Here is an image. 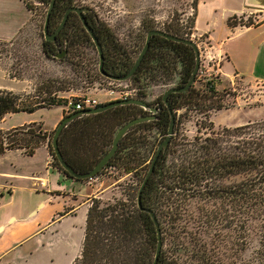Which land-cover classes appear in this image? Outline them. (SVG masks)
<instances>
[{"label": "trees", "instance_id": "obj_1", "mask_svg": "<svg viewBox=\"0 0 264 264\" xmlns=\"http://www.w3.org/2000/svg\"><path fill=\"white\" fill-rule=\"evenodd\" d=\"M36 1L48 9L51 0ZM74 2L55 0L49 19V34L52 28L58 27L64 11ZM194 3L196 7L197 2ZM25 6L30 11V7L27 4ZM235 18L228 19V25L238 24ZM194 19L195 14L189 27L190 33ZM86 21L101 45L104 72L114 76H123L129 72L144 47L147 33L155 30L151 25L143 24L142 34L136 36L132 45H128L116 38L111 29L99 20L86 17ZM239 23L247 27L255 26L252 19L247 23ZM158 30L180 38L190 37V33L182 31L177 25L168 24ZM64 36L68 40L67 55L70 49L83 44L94 47L97 52L76 15L69 16ZM42 52L51 60L67 57L56 59L58 52L46 40L43 41ZM194 66L195 54L191 46L154 35L135 73L128 81L117 83H128L126 88L132 86L136 92V96L131 98L144 100L147 97L146 90L154 85H166L177 78L175 88L183 87L191 77ZM96 77L107 79L100 74L98 67ZM66 90V87L60 85H45L42 92L45 97H41L33 106H23L21 97L0 90V122L7 114L64 107L67 101L62 103L55 97V93ZM162 95L152 103L148 102L155 106V114L135 104L118 105L99 113L79 114L62 129L57 146L63 160L75 172L85 174L110 150L115 134L123 125L138 117H154L133 125L120 139L118 149L109 162L91 178L102 177L107 171L115 170L120 175L138 176L139 183L133 195L126 199L106 202L99 198L90 200L81 250L71 264H152L158 237L148 210L156 216L162 242L156 264H176L179 257L169 255L167 244H175L186 238L185 235L179 236L182 232L180 229H184L182 222L174 225L179 229V232L175 231L177 234L173 235L172 230L175 228V220H185L186 200L189 198L229 202L226 205L230 204L232 211L240 215L239 228L243 232H247L246 224L255 217L264 221V120L218 129H214L212 123L207 127L201 124L197 132L200 134L203 130L202 135L188 140L179 136L178 123L181 119L176 118L169 145L159 153L153 171L141 191V207H138L139 188L159 144L167 137L171 122ZM167 102L174 115L180 109L205 115L222 109L214 83H205L204 89H195L191 85L184 92L171 93ZM76 112L80 111L72 113ZM53 133L54 130L49 133L44 131L40 123L23 124L7 131L0 129V156L9 150H22L25 155L32 156L37 148L47 144L52 168L68 180L81 183L91 180L76 179L61 167L51 149ZM234 176H239L240 180L231 183L229 180ZM188 240L186 252L195 253L197 243L194 237ZM189 245L193 247L190 249ZM197 259V264H206L204 261L214 263L211 255L206 253L197 256Z\"/></svg>", "mask_w": 264, "mask_h": 264}, {"label": "rangeland", "instance_id": "obj_2", "mask_svg": "<svg viewBox=\"0 0 264 264\" xmlns=\"http://www.w3.org/2000/svg\"><path fill=\"white\" fill-rule=\"evenodd\" d=\"M20 1L30 7L31 16L14 39L0 41L1 91H9L21 97L23 106L35 105L41 97H45L42 93L45 85L53 84L67 89L55 93V97L62 103L67 99H73L75 96L72 95L88 96L101 104L120 99L121 94L116 91L124 89V86L129 84L96 77L98 56L94 47L84 44L74 47L62 60L46 58L42 51L47 6L36 0ZM194 2L198 0H75L76 5L90 7L98 20L111 29L116 38L128 45H132L136 41V36L142 34L143 24H149L156 30L168 24L177 25L182 31L190 33L189 27L196 9ZM213 4L221 6L219 3ZM235 19L236 22L247 23L251 18L248 15ZM233 80V86L223 84L220 80L215 82L219 104L222 105L220 111L213 110L206 115L185 109L177 111L174 116L175 119H181L178 123V133L181 138L189 140L196 135H202L203 130L200 134L197 132L201 124L207 127L212 123L214 129H218L264 120L263 85L261 83L255 85L254 77L247 78L243 84H240L237 78ZM195 81L192 84L195 89H204L205 82L198 79L197 75ZM176 83L177 78L166 85L158 84L150 87L146 90L147 97L144 100L152 103L167 89L175 87ZM131 87L129 86L127 91L130 92L131 97H135L136 92ZM62 110L64 107L55 106L31 114L24 112L9 114L0 122V128L11 129L32 121L41 122L44 126H52ZM45 160L46 152L42 149L38 150L34 157H24L13 152L2 157L0 165L5 166L7 170L9 166H13L18 173L40 170L39 175L45 177L47 174ZM53 177L59 179L54 173ZM239 180V176H234L229 181L232 183ZM17 183L19 187L14 188L15 200L11 206V212L18 216L16 223L18 230L14 234L16 239L12 242L17 245L5 257L2 264H25V262L26 264H67L73 255L77 256L80 245L72 246L69 235L60 232L59 225L53 223L72 206L73 190L75 189L74 192L77 194L78 188L84 189L86 186L61 182L64 196L61 191V194L55 195L45 207H40L27 218L20 219L34 206L36 200H44L49 195L43 196L39 191L40 196L37 198L34 193L28 191L32 188V182L23 180ZM92 183L98 193L97 198L106 202L112 199H126L133 195L139 178L136 175H120L118 171L109 170L102 177L84 182L88 186ZM6 198L7 192L4 193L3 198H0V203ZM79 199L81 198L78 197ZM228 203L201 198L186 200L185 220L173 222V226L182 222L184 229H180L182 232L179 236L185 235L186 238L175 244H167L169 255L179 257L176 264H197V256L201 254L203 256L204 253L211 255L214 260L212 264H264V221L255 217L246 224L247 232H243L239 228L240 215L232 211L231 205H226ZM43 225L46 226L34 233L39 229L38 226ZM174 227L173 235L177 234L175 231L179 232V229ZM56 231L59 233L55 234ZM190 237H194L197 243L195 253L186 252ZM189 247L191 249L193 246L189 245ZM30 253L33 255L29 260L21 259ZM204 263L210 264L205 261Z\"/></svg>", "mask_w": 264, "mask_h": 264}, {"label": "crops", "instance_id": "obj_3", "mask_svg": "<svg viewBox=\"0 0 264 264\" xmlns=\"http://www.w3.org/2000/svg\"><path fill=\"white\" fill-rule=\"evenodd\" d=\"M213 3H219L221 6H215ZM248 15L254 19L256 23L255 26L247 27L239 22L235 26L228 25V19ZM30 16L29 10L22 1L0 0V41H11L14 39L16 35H18L20 29L29 21ZM192 34L194 36L204 37L207 44L211 47L210 52L212 55L224 56V60L220 67V82L223 84H230L233 76H235V78L239 80V83L243 84L247 78L254 77L255 85L261 83L264 88V5L249 4L248 0H198ZM65 114L66 110L64 108L52 126H44L41 122L37 121L25 124L40 123L43 126L42 128H44L43 130L49 133L56 128ZM3 120L4 118L2 121ZM21 125L23 124L19 126ZM2 130L7 131L9 129ZM41 149L46 152L45 165L47 168H45V172L47 174L45 177L39 175L40 170H32L30 173H18L13 166H9L7 170L5 166L0 165V198H3L4 193L7 192L6 200L0 203V264H2L5 257L11 253L10 251L14 246L17 245V243L12 242L16 239L14 234L18 230L16 227L18 216L11 212V206L14 204L15 200L14 188L19 184L17 182L23 180L32 182V188H29L28 191L32 194L34 193L37 198L40 196L39 191L43 193V196L47 194L49 196L47 195L48 197L44 200H36L34 206L20 219H25L27 216L37 211L38 208L45 207L48 201L54 199L55 195L59 196L61 191L64 196L65 192L61 182L86 186L84 189L78 188L77 194L74 192L75 189L73 190L72 206L67 212L59 216L60 219L57 222L53 223L59 225L60 232L69 235L70 244L72 246L75 244L80 245L77 256L80 253L84 237L86 213L90 205L89 202L92 198H97L98 195L97 191L94 189V184L92 183L93 185L91 184L88 186L81 182L68 180L61 173L52 168L47 144L37 148L32 156L25 155L22 150H9L0 156V159L6 154L13 152H17L24 157H34L36 152ZM53 173L56 174L59 179L53 177ZM61 188L63 189L60 190ZM78 197L81 199L78 200ZM53 221L54 220H52V222ZM46 225L38 226L39 229L34 233L44 228ZM58 233V231L55 232V234ZM32 255L33 254L30 253L21 257V259L29 260ZM77 256L73 255L67 264H71Z\"/></svg>", "mask_w": 264, "mask_h": 264}, {"label": "water", "instance_id": "obj_4", "mask_svg": "<svg viewBox=\"0 0 264 264\" xmlns=\"http://www.w3.org/2000/svg\"><path fill=\"white\" fill-rule=\"evenodd\" d=\"M249 4H256V5H260L263 6L264 5V0H248ZM55 5V0H51L50 4L48 6V9L46 11V15H45V20H44V25H43V35H44V40L46 41H54L55 40V36L57 33L60 32V29L64 26L68 14L71 11L76 12L79 17H80V21L84 27V29L86 30V32L89 34L92 42L94 43L96 49H97V53H98V58H99V65H98V70L100 72V74L111 80V81H115V82H125L128 81L129 78H131V76L135 73V71L137 70V68L139 67L142 59L144 58V55L146 54L148 48H149V43L150 40L152 38V36L154 35H161L167 39H171L173 41H177V42H182L185 43L189 46H191L193 48L194 54H195V66L194 69L191 73V77L189 78V80L187 81V83L181 87V88H169L167 89L163 95H162V100L165 103V105L168 108V111L170 113V125L168 128V134L167 137L165 138V140L163 142H161L157 148L156 154L153 158V161L150 165V168L139 188L138 191V195H137V205L140 208L141 204H140V195H141V191L144 188L148 178L150 177L153 168H154V164L155 161L159 155V153L162 151V149H165L168 145H169V141L171 136L173 135V128H174V120H175V116L173 111L171 110V108L169 107V104L167 102V97L169 94L171 93H178V92H184L187 89L190 88V86L194 83L195 81V77L197 75L198 69H199V65H200V56H199V50L197 45L194 43V41H192L191 39H186V38H180V37H176L174 35L168 34L162 30H151L147 33L146 35V40H145V44L144 47L142 48L140 54L138 55L136 61L134 62L133 66L131 67V69L129 70V72L123 76H114V75H110L107 74L106 72H104L103 70V51L101 48V45L99 44V41L97 39V37L94 34L93 29L88 25L86 18L84 17V12H87L89 10V8L87 7H71L69 8L65 14L64 17L60 23V25L58 26V28L56 29V31L52 34H49V29H48V25H49V19H50V15L51 12L54 8ZM63 54H57L55 55L56 59H62ZM126 104H135L138 105L140 107H142L143 109L149 111L152 114L156 113V108L155 106L149 104L147 101L143 100V99H136V98H128V99H124V100H116V101H111L108 103H104L101 104L100 106L93 108V109H87V110H83L80 112H76V113H71L70 115H66L62 118V120L57 124L56 128L54 129V133L52 136V140H51V149L54 153L55 158L58 160L59 164L61 165V167L72 177L76 178V179H80V180H84V179H91L93 178L103 167H105V165L109 162V160L111 159V157L115 154L116 150L118 149V144L120 139L126 134V132L135 124L144 122V121H148L153 119V115L151 116H145V117H138L135 118L129 122H127L125 125H123L115 134V137L113 139L112 142V147L110 148V150L100 159V161L94 166V168L85 173V174H79L77 172H75L62 158L59 150H58V146H57V142H58V137L62 131V129L64 128V126L66 125V123H68L69 121H71L75 116L79 115V114H86V113H99V112H103L107 109H110L114 106H118V105H126ZM148 213L150 214L152 220L154 221L155 227H156V231H157V237H158V242H157V247H156V252H155V256H154V260L152 264H156L158 261V257L162 248V242L160 239V230H159V224L157 222L156 216L152 211L148 210Z\"/></svg>", "mask_w": 264, "mask_h": 264}, {"label": "built area", "instance_id": "obj_5", "mask_svg": "<svg viewBox=\"0 0 264 264\" xmlns=\"http://www.w3.org/2000/svg\"><path fill=\"white\" fill-rule=\"evenodd\" d=\"M252 21L253 18L249 16ZM255 23V21H253ZM256 24V23H255ZM190 38L197 45L200 56V65L197 72V78L202 79L205 83H214L219 80L221 75L220 67L221 63L224 60L223 55L214 56L211 54V47L207 44L203 36H194L190 34ZM235 76H233L230 85H234ZM117 93H120V99L124 100L131 98L130 92L127 91V88L124 87L122 90H117ZM116 101V100H115ZM101 103L95 99L89 98L88 96H75L73 99H67V103L64 106L66 114H71L74 111H82L87 109H93L100 106Z\"/></svg>", "mask_w": 264, "mask_h": 264}, {"label": "flooded vegetation", "instance_id": "obj_6", "mask_svg": "<svg viewBox=\"0 0 264 264\" xmlns=\"http://www.w3.org/2000/svg\"><path fill=\"white\" fill-rule=\"evenodd\" d=\"M71 7H86V6H79V5H76L75 2H74V4H72V5H70L69 7L66 8V10L64 11V13H63V15H62V18H61V20H60V23H61V21H62V19H63V17H64L65 12H66L69 8H71ZM87 8H89V10H88L87 12H84V17H85V18H86V17H93L94 19L98 20V18L96 17L94 11H93L90 7H87ZM70 15H76V16L80 19L79 15H78L76 12L71 11V12L68 14V17H67V20H66L64 26L60 29V32L56 34V36H55V40H54V41H49L50 43H52V45H53L55 51H57L58 54H63V57H65V56L68 54V52H67V51H68V48H67V46H68V40L65 38L64 34H65V32H66V25H67V21H68V18H69ZM59 25H60V24H59ZM59 25H58V26H59ZM57 28H58V27H56V28H52V29L50 30V34L54 33V32L56 31ZM155 30H156V29H155ZM57 36L59 37V39H57ZM58 50H59V51H58ZM63 57H62V58H63Z\"/></svg>", "mask_w": 264, "mask_h": 264}]
</instances>
